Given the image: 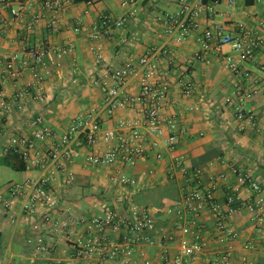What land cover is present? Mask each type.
I'll use <instances>...</instances> for the list:
<instances>
[{
  "label": "crops",
  "instance_id": "obj_1",
  "mask_svg": "<svg viewBox=\"0 0 264 264\" xmlns=\"http://www.w3.org/2000/svg\"><path fill=\"white\" fill-rule=\"evenodd\" d=\"M120 2L68 0L55 14L58 30L51 32L47 27V18L51 14L41 12L36 0H22L23 18L19 20L10 14L15 7L14 2L0 0V55L18 52L41 42L52 47L68 44L73 47V53L63 58L60 66L55 65L52 54L48 55V75H44L43 68L37 69L43 74L41 82L25 71L18 80L0 85V100L9 103L10 97L18 90L26 91L23 110L14 107L3 114L0 158L3 156L2 146L12 133L30 134L28 122L34 116H41L57 137L68 128L75 116L96 109L101 128L91 150L96 153L106 149L103 132L114 129L120 120L138 122L142 138L136 144L145 150L144 156L138 157L133 166L116 162L96 167L84 161L85 153L90 149H81L79 157L70 166L74 177L72 183L65 184V176L60 175L51 184L58 203L50 212L49 222L42 225V233L50 236L48 232L53 226L65 224L72 216L90 218L103 215L108 208L116 206V199H122L125 205L144 207L149 211L154 220V230L149 235L159 243H140L130 256L110 259L106 256L107 246L120 241L121 234L107 228L98 246L100 255L88 259L72 256L69 243L59 233L53 235V249L38 251L33 242L27 243V239L38 237L31 225L40 218L19 216L20 202L16 198L10 200V208L4 209L1 198H8L10 184L35 177L39 171L33 168L15 172L0 164V264H141L144 261L162 264L163 256H175L181 233L170 210L187 187V177L177 173L174 179L169 180L166 175L172 163L163 143L171 134L166 123L169 119L173 120L177 135L174 154L184 156L183 164L188 169H199L203 183L213 184V197L218 204H224L229 188L236 185L230 166L264 186V47L259 48L250 60L239 64L237 71H232L224 61V56L231 53L227 46L216 52L214 44L210 43L204 51L199 40L202 30L209 26V18H213L220 33L238 36L248 31L264 37V29L259 26L260 22H264V6L254 9V0H244V6L235 10L232 8L230 13H226L217 9L221 4L218 0L213 5L216 14L202 16L200 27L183 41L176 42L164 33V25L158 19L162 14L174 15L177 12L174 1L138 0L136 14L129 17L124 26L114 29L104 38L89 37L100 15L127 14L130 7L123 8ZM232 5L233 1L229 6ZM34 13H42L43 18L27 32L26 22ZM75 26H79L81 31H74ZM148 51L155 52L156 69L150 72L138 70L128 79L125 92L135 96L144 79L165 83L167 94L161 102L159 123L163 133L156 147H150V140L154 138L146 133L142 125V105L122 102L121 106L107 113L103 108L100 86L103 65L115 68L126 58H138ZM186 81L191 84L188 96L182 94ZM237 92L250 96L240 99ZM227 99H231V103H227ZM238 106L254 112L252 125L235 117ZM51 142L37 143L36 147L42 151ZM156 154H160L159 159ZM114 175L129 177L135 180V185L128 188L113 185L109 179ZM107 180L111 184V188L107 187L108 192L105 188ZM238 195L245 200L250 193L242 188ZM253 214L249 207H242L228 216L225 223L235 237L220 243L217 236L222 234L216 232L214 214L206 208L200 220L205 225L202 236L207 240L208 248L205 254L188 264H206L207 253L224 250L230 251L231 264H240L241 257L264 264V226L256 231ZM73 230L77 237L89 236L86 226ZM250 241L252 246L248 245Z\"/></svg>",
  "mask_w": 264,
  "mask_h": 264
},
{
  "label": "built area",
  "instance_id": "obj_2",
  "mask_svg": "<svg viewBox=\"0 0 264 264\" xmlns=\"http://www.w3.org/2000/svg\"><path fill=\"white\" fill-rule=\"evenodd\" d=\"M14 8L10 10L13 18L22 19V0H12ZM41 12L51 14L47 18V27L51 32L58 30V20L55 14L68 0H36ZM138 0H121L120 6L130 7L127 14L123 16H113L103 14L98 17L97 22L88 34L89 37L100 39L107 37L114 29L124 26L128 18L137 12L135 4ZM178 7L177 12L172 14H162L158 19L164 25V33L173 37L176 42L186 39L189 34L200 27V18L208 14L214 16L216 11L213 5L218 0H173ZM232 4V1H229ZM43 18L42 13H34L26 22V31L30 32L34 26ZM209 26L202 30L200 40L202 50H207L210 43L214 44V50L219 52L223 46H227L230 54L224 56L225 65L232 71H237L238 65L250 60L254 53L264 47V37L251 34L246 31L238 36L228 33H220V28L216 27L213 18L208 20ZM215 26V27H214ZM260 28L264 29V22L259 23ZM241 27V26H240ZM74 31L80 32L79 26L74 27ZM73 53V47L68 44L65 46L52 47L45 42L33 44L23 50L11 54L0 55V85L5 82L18 80L25 71L41 82L43 74L37 71L43 68L44 75H48L47 58L52 54L55 65L60 66V62L66 56ZM154 51H148L138 58H126L121 65L109 68L103 65L101 73V90L103 92V108L107 113L121 106L122 102L139 103L142 105V125L146 133L154 139L150 140V147L160 144L162 129L159 126L161 117V102L167 94V87L163 81L149 82L144 79L141 83L139 92L135 96H129L125 92L128 79L138 70L148 72L156 69L154 62ZM199 58V55H196ZM97 59H100L97 56ZM163 74V72H161ZM191 84L186 81L182 89V94H190ZM26 91L18 90L10 99L11 103L0 100V125L3 124V114L9 113L14 107L19 111L23 110V96ZM244 96L237 92V97ZM231 103V99H227ZM238 120L246 121L252 125L254 122V112L238 106L235 112ZM169 134L163 143L170 153L172 163L167 168V178H175L179 173L182 177H187L186 188L178 202L170 212L175 219V226L181 233L178 241V252L175 256L165 255L162 257V264H188L191 260L206 253L208 248L207 240L202 236L205 228L200 220L202 212L209 208L214 214V227L217 233L218 242L234 239L235 234L232 229L226 226V219L242 207H249L253 214V223L256 231H260L264 226V186L251 179L250 176L242 173L238 168L230 166V172L236 180V185L229 188L223 205L218 204L213 197V184H205L201 180L199 169H188L184 166V156L176 155L174 151L177 145V135L172 119L167 120ZM31 129L30 134L12 133L2 146L3 155L12 152L17 154L25 163V169L37 168L39 174L30 177L22 182L9 185L7 190L8 198H1L4 209L11 207V199L16 198L20 202L19 216L40 218L34 221L31 228L38 233L35 240L27 239V243H32L36 250L47 251L55 247L53 235L59 233L65 241L69 243L71 254L76 258L88 259L95 255H100L101 249L98 248L103 240L105 229L121 234L120 241L107 246L106 256L113 259L117 256H130L135 251L137 244L154 245L155 242L149 235L154 230V220L149 211L144 207H137L124 204L122 199H116V206L106 210L103 215L85 218L83 216H72L65 224L53 226L45 236L42 232V225L49 222L50 212L57 206L58 199L52 190V182L60 175L65 176L64 183H72L74 177L70 171L73 161L79 157L80 150L88 148L90 151L85 153L84 161L90 166H109L113 163L133 166L138 157L144 156L145 150L136 144L142 138L139 130L140 126L135 121L120 120L114 129L105 131L102 140L106 143V149L101 153L91 151L98 140L100 131L99 113L96 109L75 116L68 128L59 136L46 124L41 116H34L28 122ZM52 140L49 147L39 150L37 143ZM157 159L160 154L155 155ZM223 179V176H220ZM113 185L121 188H128L135 185V180L122 176L114 175L109 179ZM245 188L249 193L247 199L242 200L238 195L240 189ZM42 210V211H41ZM14 221V219H13ZM86 226L88 237H77L74 228ZM90 230H93L92 233ZM252 241L248 242L252 246ZM232 256L229 250L207 253L205 255L206 264H231ZM240 264H262L250 261L245 257L239 259ZM56 264H61L57 262ZM141 264H149L142 262Z\"/></svg>",
  "mask_w": 264,
  "mask_h": 264
},
{
  "label": "rangeland",
  "instance_id": "obj_3",
  "mask_svg": "<svg viewBox=\"0 0 264 264\" xmlns=\"http://www.w3.org/2000/svg\"><path fill=\"white\" fill-rule=\"evenodd\" d=\"M228 1H230V0H221V4L218 6L216 5L217 9L220 11L226 12V13H230L232 8H234V10H235L236 8L238 9L241 6H244V0H232L233 1L232 6H229ZM253 5H254V9L261 8L264 6V0H254ZM110 186H111V184L107 180L105 183V188H107V187L111 188ZM108 188L106 189L107 192L109 191ZM85 203H90V202H85Z\"/></svg>",
  "mask_w": 264,
  "mask_h": 264
},
{
  "label": "trees",
  "instance_id": "obj_4",
  "mask_svg": "<svg viewBox=\"0 0 264 264\" xmlns=\"http://www.w3.org/2000/svg\"><path fill=\"white\" fill-rule=\"evenodd\" d=\"M0 164L9 167L15 172H22L25 170L24 161L15 153L9 152L0 158Z\"/></svg>",
  "mask_w": 264,
  "mask_h": 264
}]
</instances>
